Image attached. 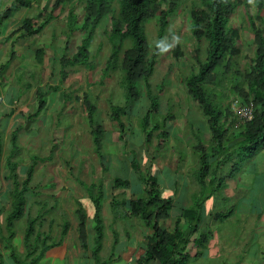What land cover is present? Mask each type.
I'll list each match as a JSON object with an SVG mask.
<instances>
[{
  "label": "rangeland",
  "instance_id": "1",
  "mask_svg": "<svg viewBox=\"0 0 264 264\" xmlns=\"http://www.w3.org/2000/svg\"><path fill=\"white\" fill-rule=\"evenodd\" d=\"M55 2L56 0H33V6L30 9L19 8L13 12L11 18L2 25L1 32L7 35V29L12 24L42 12H50ZM178 2L181 6L170 18L168 32L160 44L162 50L154 58L157 66L152 83L154 91L160 93L161 102L160 115L155 116V121L163 123L167 116H172L168 124L173 125L170 137L162 146H158L160 141L156 135L148 144L146 134L141 128L140 123L146 112V102L148 103L146 97L137 102L135 114L122 117L126 124L123 132L120 131L117 120L112 119L111 106L113 104L124 106L125 92L120 85L122 73L119 70L111 72L106 77L103 75L111 52L108 39L111 25L106 19L99 26L93 42L91 62L86 66L68 69L67 81L60 85L57 92H50L48 95L47 108L39 117V139L34 140L38 136L35 131L31 139L27 137L23 141L20 138L18 141L20 153L16 161L24 169L31 164L34 156L40 158L31 184L35 193L30 201L32 215L36 216L38 212L44 211L42 210L44 205H47L48 209L55 207L48 211L46 209L48 215L42 227L38 225L37 228L41 232H51L57 239L60 237L63 222L68 221L70 230L64 239V244L73 255L81 256L84 253L77 229L78 220L75 213L78 207L77 201L83 204L89 216V225L91 228L94 227V223L90 221L94 206L83 184L103 182L106 186L107 198L104 200L106 235L102 256L107 258L110 255L116 238L118 239L116 252L121 256L119 261L115 260L112 264H132V261L144 253L146 227L139 218L127 217L123 213H125L124 209L130 208L129 201L142 196L145 184L141 179L145 175H155L158 178L163 197L169 196L168 192L177 197L176 191L180 192L184 188L189 191L190 198V195L197 190L192 175L198 167V155L194 150L197 141L193 131L200 132L206 149H209L211 145V136L207 118L184 83L185 76L196 68L193 51L197 41L191 32L193 19L190 14L196 0H178ZM12 6H17L16 0H3L0 9L5 10ZM71 9H75L76 13L82 17V3L78 0H66V4L55 11L56 19L39 35V47L46 49L44 64L38 68L33 58L22 64L27 67L25 72L35 70L40 73V82L44 89L47 84L59 85L57 79H52L50 60L56 55H73L81 43L80 31L70 37L65 33ZM249 13L253 17L257 14V8L253 3ZM231 25L240 32L238 46L241 49V55L236 58V61L241 69H245L247 57L254 55L256 47L244 8L238 10ZM157 33L158 23L154 19L148 25L151 44L149 59L157 50ZM176 43L180 44L184 51L180 59H176L173 54ZM15 72L12 73L11 81L15 85L13 87L18 88L16 76H13ZM21 73L23 77L24 72ZM28 80L29 75L22 79L26 84ZM142 87L144 88V85ZM26 92L21 98L24 103L31 101L32 94H35L36 90L28 88ZM86 93L97 106V119L104 125L105 136L100 147L95 145L83 102L75 99V97L82 98ZM217 93L225 105L231 106L233 118L236 121L232 106L235 101L242 99L236 95L230 80H226L224 86L218 88ZM144 94L145 90L142 92V97ZM28 111L31 112L32 108ZM223 121L227 123L226 120ZM152 126L153 123L150 127ZM234 128L232 132H235ZM231 143L237 147L238 140L234 138ZM132 152H135L139 171L131 167ZM100 153L106 165L103 164ZM230 170L229 167L228 172ZM24 174L25 172L22 171L21 175L25 176ZM116 176L127 180L131 186L112 191L113 179ZM226 184L227 189L231 185V190L228 192ZM235 186L237 189L234 190ZM224 188L217 199H214L216 202L209 203L221 212H227L233 208V214L210 226L217 240L216 244L210 247L219 249L220 262L224 264H264V150L259 151L254 158L241 162L236 168L234 177L225 180ZM185 190L183 195H186ZM229 195H235L238 199L233 200ZM113 199L117 201L125 199L127 206H120L115 210L111 204ZM115 204L117 206L118 202ZM208 206L211 207L209 204ZM174 210L173 214L176 213ZM116 212L122 213L118 215ZM26 221L27 216L16 221V233L25 230ZM163 224L169 230L174 227L172 219ZM16 240L19 239L16 237ZM54 251L58 252L59 249ZM49 255L51 254L48 253L47 256ZM202 261H192L190 264H208Z\"/></svg>",
  "mask_w": 264,
  "mask_h": 264
},
{
  "label": "trees",
  "instance_id": "2",
  "mask_svg": "<svg viewBox=\"0 0 264 264\" xmlns=\"http://www.w3.org/2000/svg\"><path fill=\"white\" fill-rule=\"evenodd\" d=\"M3 0H0V5ZM82 3L83 15L80 17L75 9H71L68 15L66 34L70 37L77 31L82 33V40L73 55H56L50 60L52 79H57L59 85L41 86V75L35 70L25 72L22 79L29 75L28 88H35V99L38 102V111L34 116L38 117L46 110L48 95L57 92L61 84L65 83L69 76L70 68L86 66L92 60V45L99 31V26L106 19L110 21L109 43L111 45L110 56L103 70L104 77L111 72L119 70L122 73L120 85L123 89L125 105L111 106V116L119 123L120 131L126 128L122 117H130L135 114V106L141 98H145L146 112L141 120V128L146 134L147 143L152 142L156 135L162 146L167 140L173 127L168 124L172 116H167L163 123L156 122L155 116L160 115V93L154 91L152 78L156 72L157 63L155 57L162 50L160 47L164 36L168 32L170 18L181 6L178 0H78ZM183 1V0H182ZM17 6L0 9V35L2 25L8 21L17 9L33 6V0H16ZM199 2V5L197 6ZM251 3L257 8L255 17L250 15ZM66 0H56L50 12H42L34 17L25 18L21 26L13 32H22L26 37H38L47 26L56 19L55 11L62 8ZM240 8L246 10L251 31L254 36L255 52L247 57L245 69H241L236 58L241 55L238 46L240 32L231 25V21ZM193 19L191 32L197 41L194 48L196 68L192 69L184 78V83L189 94L199 104L200 110L207 118L211 145L209 149L203 146L199 131H193L196 137L194 145L198 155V167L193 172L197 190L190 195L186 205L175 203L170 197H163L160 181L155 175H145V188L141 197L129 201V209H124V216L139 218L146 227L144 253L132 261V264H189L191 258L198 259L208 255L210 244L214 240V234L206 220L207 203L217 199L219 193L225 187V180L236 174V168L247 159L254 158L257 153L264 150V0H196L190 10ZM157 20V50L149 59L151 44L148 35V25L152 20ZM258 21V22H256ZM36 66H42L45 62L46 49L38 47L35 50ZM16 52L13 50L12 56ZM176 59L184 55L180 44L173 48ZM58 75V77H57ZM5 80V79H4ZM226 80H230L236 95L241 98L242 105L252 101L254 105V117L252 121L244 123L235 129L234 115L229 104L218 96V88L224 86ZM144 85V88L142 87ZM48 87V88H47ZM145 94L142 97V92ZM70 98L69 96H67ZM74 98V97H73ZM81 100L87 110V120L91 127V134L95 145L100 147L105 136L104 125L97 119V106L86 93ZM223 120H226L225 123ZM153 123V126H151ZM233 128L235 132L233 131ZM237 139V147L231 143ZM122 139V134H120ZM162 141V142H161ZM11 149L6 153V166L8 179L11 181L9 193L11 207L4 222L14 238L16 221L27 216V226L24 243L27 248L25 260L20 264H38L46 254L60 247L70 230V223L63 222L60 237L55 238L51 232H41L37 226L42 227L46 216L47 205L42 207L38 215L33 216L31 196L34 190L31 186L39 157L34 156L31 164L21 170L16 161L20 153L17 145L18 135L10 138ZM126 143V142H125ZM127 144V143H126ZM234 147V148H233ZM3 140L0 144V155L5 154ZM131 167L139 171V165L132 152ZM101 156V153H100ZM103 164L105 159L101 156ZM44 160V159H42ZM105 161V163H104ZM230 164V172L226 173V166ZM25 172V176L21 172ZM167 173L169 171L167 170ZM166 173V174H167ZM88 196L93 203L94 213L89 225V216L80 201H77L75 211L78 220L79 240L84 255L92 259V264H112L121 259L117 255L116 247L118 239H115L111 253L103 258L106 224L104 216V200L107 198V189L103 182L83 184ZM130 183L118 176L113 179L112 191L129 188ZM226 199V198H225ZM116 202L118 205L115 206ZM115 210L127 206V200L111 202ZM185 206V207H181ZM180 209V214L174 219V227L169 230L163 223L171 217L174 209ZM122 212L116 214L120 215ZM233 213V208L227 212L216 213L214 220H225ZM117 236L116 232H114ZM131 264V263H130Z\"/></svg>",
  "mask_w": 264,
  "mask_h": 264
},
{
  "label": "crops",
  "instance_id": "3",
  "mask_svg": "<svg viewBox=\"0 0 264 264\" xmlns=\"http://www.w3.org/2000/svg\"><path fill=\"white\" fill-rule=\"evenodd\" d=\"M21 22L12 24L7 29V35H4L2 32L0 35V144L3 140V137L5 143V154L0 155V264H20L25 260L27 250L24 243L26 228L24 231L20 230L19 233H16L17 229L15 227L16 231L14 238H11V233L7 229L4 222V219L11 207V201L9 197V193L11 191V181H9L7 177L8 169L5 160L7 157L6 153L8 152V149H11V142L10 140L8 141V139L17 133L18 141L20 138L24 141L27 137L30 138L35 131L37 132L38 136L34 140L39 139V117L41 116H34V114L38 111V102L35 99V94H32L30 102L24 103L21 101L22 96L27 93L26 89H28V84L22 81V76L20 75L23 74L21 72L25 73L27 69V67L22 66V64L23 62L26 63V60H29L31 58L34 59V52L39 47V36L37 38L26 37L23 36L22 32L13 34V32L21 26ZM13 50L16 52L14 56H12ZM15 70H17L18 72H15ZM13 72H15L13 76H16L18 88L13 87L15 85L11 81ZM34 90L36 89L34 88ZM30 108H32L31 112L28 111V109ZM230 166V164L226 166V173H228L227 171ZM20 168L21 170L24 169L22 165L20 166ZM171 176L170 179L172 180ZM227 179H229V177ZM236 186L234 190L237 189ZM230 188L231 185L229 186V189H227L226 184L227 192L228 190H231ZM184 190L185 189L182 188L180 192L176 191V194H178L177 197L173 196V194H171L170 192H168L169 196L166 197L174 199L175 203L181 202L182 205H186L189 201V191L185 190L186 195H183ZM173 193L175 194V191H173ZM230 197L233 200L238 199L237 197L235 198V195ZM209 202L213 203V199ZM209 202L207 203V206L209 204L211 205V207H207L208 212L206 213V220L211 226L214 222L220 221L214 220L213 217L216 213H219L221 211H218L217 207L212 206V203ZM174 211L176 213L173 214L172 211L171 217L168 220L172 219V221H174V219L179 216L180 209L176 208ZM16 237L19 240H16ZM216 241V238H214L210 246H214L216 244ZM64 242L60 247L52 249L53 251L50 250L48 253H50L51 255L47 256V253L46 256L38 264H92V259L90 257H86L84 254H82L81 256L71 254V251L69 252V250H67ZM215 248L216 247L211 248L208 255H203L198 259L191 258L190 262H198L199 260H203L202 262H206L208 264H224V262H220L221 254L219 252V249ZM56 249H59V251L55 252L54 250Z\"/></svg>",
  "mask_w": 264,
  "mask_h": 264
},
{
  "label": "built area",
  "instance_id": "4",
  "mask_svg": "<svg viewBox=\"0 0 264 264\" xmlns=\"http://www.w3.org/2000/svg\"><path fill=\"white\" fill-rule=\"evenodd\" d=\"M236 113L241 120H244V121L252 120V118H253V104L237 108Z\"/></svg>",
  "mask_w": 264,
  "mask_h": 264
},
{
  "label": "clouds",
  "instance_id": "5",
  "mask_svg": "<svg viewBox=\"0 0 264 264\" xmlns=\"http://www.w3.org/2000/svg\"><path fill=\"white\" fill-rule=\"evenodd\" d=\"M250 104H253L252 103V101H250L249 103H247V104H244V105H242L241 103H240V101H235V103H233V109L235 110V116H236V121H234L235 122V127L238 129V127L240 126V125H242V124H244V123H247V122H250V121H252V120H250V121H244V120H241L240 118H239V116L237 115V113H236V109L237 108H239V107H243V106H246V105H250ZM253 117H254V105H253ZM253 119V118H252ZM237 122V123H236Z\"/></svg>",
  "mask_w": 264,
  "mask_h": 264
}]
</instances>
